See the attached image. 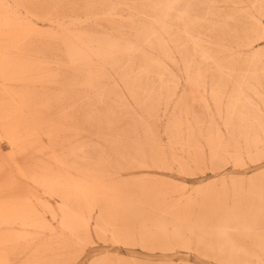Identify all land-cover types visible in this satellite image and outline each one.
I'll list each match as a JSON object with an SVG mask.
<instances>
[{
    "label": "bare ground",
    "instance_id": "obj_1",
    "mask_svg": "<svg viewBox=\"0 0 264 264\" xmlns=\"http://www.w3.org/2000/svg\"><path fill=\"white\" fill-rule=\"evenodd\" d=\"M98 241L264 264V0H0V264Z\"/></svg>",
    "mask_w": 264,
    "mask_h": 264
},
{
    "label": "rangeland",
    "instance_id": "obj_2",
    "mask_svg": "<svg viewBox=\"0 0 264 264\" xmlns=\"http://www.w3.org/2000/svg\"><path fill=\"white\" fill-rule=\"evenodd\" d=\"M5 146V144H3ZM4 151H7L6 146L4 147ZM254 171L251 168V172ZM228 172L232 173H241L243 171H236L235 169L231 168L228 169ZM214 173L210 170L206 173H197L194 176H187L185 174L174 172L173 178L181 181L188 182L191 185H198L200 183L205 182L206 180H209L213 178ZM106 252H118L121 254L126 255H133L138 258L142 259H150V260H173V261H187V262H193L195 264H220L216 261L206 259L203 257H200L196 253H189L187 251L183 250H177L175 252L164 254L162 252H155L151 253L149 251L142 250L141 248H122L118 246H114L112 243H104L101 241H98L95 246H90L87 250V254L80 259L78 264H88L92 258H95L96 256H99Z\"/></svg>",
    "mask_w": 264,
    "mask_h": 264
}]
</instances>
